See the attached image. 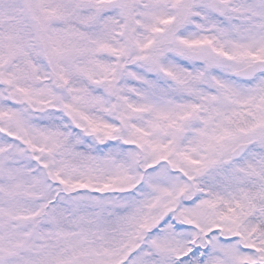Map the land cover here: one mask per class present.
Listing matches in <instances>:
<instances>
[{"label":"snow or ice","instance_id":"6c2138e0","mask_svg":"<svg viewBox=\"0 0 264 264\" xmlns=\"http://www.w3.org/2000/svg\"><path fill=\"white\" fill-rule=\"evenodd\" d=\"M0 264H264V0H0Z\"/></svg>","mask_w":264,"mask_h":264}]
</instances>
